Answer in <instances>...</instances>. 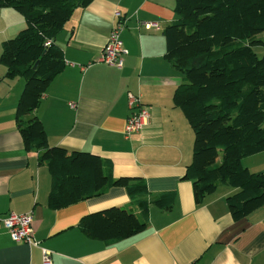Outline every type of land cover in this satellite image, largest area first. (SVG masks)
Listing matches in <instances>:
<instances>
[{"label":"crops","instance_id":"crops-1","mask_svg":"<svg viewBox=\"0 0 264 264\" xmlns=\"http://www.w3.org/2000/svg\"><path fill=\"white\" fill-rule=\"evenodd\" d=\"M114 12L121 15L126 51L120 69L98 62ZM176 19L174 0H91L73 9L54 37L64 66L33 112L47 145L97 155L110 162L112 177L141 178L150 196L174 193L169 209L148 206L142 232L108 245L85 237L77 223L108 207H131L124 190L111 188L56 210L47 207L49 172L38 164L36 151L24 150L14 123L23 79L5 78L0 64V219L30 214L33 239L51 253L52 264H264V205L233 221L225 198L237 188L218 186L197 204L190 181L183 179L193 136L172 102L184 79L165 59L162 35ZM23 26L17 11L0 7V51ZM254 39L262 43L252 50L264 54V33ZM127 92L148 108L149 119L124 139ZM240 162L251 172L263 170L264 152ZM0 264H40V249L12 242L0 222Z\"/></svg>","mask_w":264,"mask_h":264},{"label":"trees","instance_id":"trees-1","mask_svg":"<svg viewBox=\"0 0 264 264\" xmlns=\"http://www.w3.org/2000/svg\"><path fill=\"white\" fill-rule=\"evenodd\" d=\"M91 0H0L17 11L23 28L3 41L4 77H20L23 87L14 123L24 150L36 151L50 175L47 207L64 208L121 188L131 207H108L81 217L77 228L105 245L142 232L147 209H169L174 193L150 196L139 177L111 175L109 161L97 155L48 146L33 114L52 78L64 66L54 37L73 9ZM177 19L162 31L165 59L184 82L172 94L192 132L191 159L183 179L195 203L226 185L237 191L225 198L233 221L264 205V169L251 172L241 159L264 152V54L252 50L264 33V0H174ZM45 42L48 44L45 46ZM36 66L33 68V65Z\"/></svg>","mask_w":264,"mask_h":264},{"label":"built area","instance_id":"built-area-1","mask_svg":"<svg viewBox=\"0 0 264 264\" xmlns=\"http://www.w3.org/2000/svg\"><path fill=\"white\" fill-rule=\"evenodd\" d=\"M113 18H115V23L109 30L105 43L101 48L98 62L115 69H120L122 67V58L126 54L120 40V33L122 30L120 13L114 12ZM143 26L147 29H157V25L155 23H143ZM47 44L48 43L45 42L44 45L46 46ZM126 101L127 109L130 111V115L124 122L122 131L124 139H128L131 134L141 131L147 125L149 119L148 108L141 106L138 96L127 92ZM0 222L12 242L26 244L30 247H38L40 249V264H52L50 260L51 253L43 248H40L38 243L33 239L30 214L9 213L5 217L1 218Z\"/></svg>","mask_w":264,"mask_h":264},{"label":"water","instance_id":"water-1","mask_svg":"<svg viewBox=\"0 0 264 264\" xmlns=\"http://www.w3.org/2000/svg\"><path fill=\"white\" fill-rule=\"evenodd\" d=\"M36 64H37V63H35V64L33 65V68L36 66Z\"/></svg>","mask_w":264,"mask_h":264},{"label":"rangeland","instance_id":"rangeland-1","mask_svg":"<svg viewBox=\"0 0 264 264\" xmlns=\"http://www.w3.org/2000/svg\"><path fill=\"white\" fill-rule=\"evenodd\" d=\"M258 55V54H257Z\"/></svg>","mask_w":264,"mask_h":264}]
</instances>
